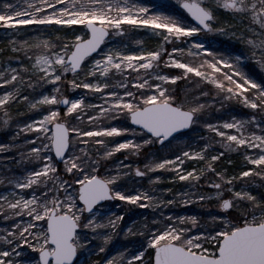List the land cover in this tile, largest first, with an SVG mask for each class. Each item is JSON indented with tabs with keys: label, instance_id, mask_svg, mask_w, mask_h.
Wrapping results in <instances>:
<instances>
[{
	"label": "snow or ice",
	"instance_id": "snow-or-ice-1",
	"mask_svg": "<svg viewBox=\"0 0 264 264\" xmlns=\"http://www.w3.org/2000/svg\"><path fill=\"white\" fill-rule=\"evenodd\" d=\"M176 4L0 0L16 54L0 62V126L16 124L0 142V220L10 222L0 223V264H264V78L245 71L248 60L264 68V0ZM26 25L35 28L22 37ZM130 29L156 45L114 39ZM203 31L239 33L247 54L217 50ZM22 103L35 115L13 121ZM228 153L243 158L238 171L217 164ZM161 170L172 175H149ZM145 177L184 183L146 189ZM194 203L219 211L172 210ZM133 205L151 219L120 227ZM119 235L142 239L113 244Z\"/></svg>",
	"mask_w": 264,
	"mask_h": 264
},
{
	"label": "rangeland",
	"instance_id": "rangeland-1",
	"mask_svg": "<svg viewBox=\"0 0 264 264\" xmlns=\"http://www.w3.org/2000/svg\"><path fill=\"white\" fill-rule=\"evenodd\" d=\"M142 2L151 3L154 5L155 10L165 12V13H169V12L174 13L177 10V8L179 7V5L176 4V0H142ZM21 27H23L27 30L26 32L21 33L22 37L28 36L31 33V31L35 28L34 25H26V26H21ZM238 27L243 29L244 26L238 25ZM197 38L200 40H204L206 43L210 44L212 47L216 48L217 50L224 52L225 54H228V53L235 54L239 51H243L245 54H247V46L243 42L240 41L239 33L237 34L236 37H227V36H223V35H220L217 33L203 31V32L198 34ZM114 39L117 41L123 39V42L128 46L129 49H137L140 47H145V48L154 47L157 43L158 37L155 36L154 34L146 32L144 30L133 31L130 29L128 34L125 37H123V38L115 37ZM0 49H3L2 53H4V52L7 53V56H5V58L4 57L2 58V53H0V62L7 61L9 59V57H13L14 55H16L15 53H12L10 50V45L8 43V37L5 36V30L3 28H0ZM12 62H13V64H15V60H13ZM25 62L27 63V61H25ZM245 65H246L245 71L248 70L250 75H253V73L249 71L248 67L252 68L253 70H254V68H256L258 71L264 73V68H262L258 63H256L255 60H248L245 62ZM166 71H167V69H166ZM255 78L258 79L259 76H258V78L257 77H255ZM118 80H119V77H115L112 79L111 83L113 85H115V84H117ZM48 87L50 88L51 85H48ZM64 91H65V94L69 95L70 97H77L79 95H86L87 100H89V101L95 100L94 96L88 94V90H84V89L72 90L71 87L68 86L66 89H64ZM17 107H19V109H20L19 112H17ZM244 112H248V110L245 109ZM244 112L237 110V113H233V114H239V113H244ZM2 115H3L2 112H0V116H2ZM10 115L12 116L13 121H25L29 116L35 115V113L27 111L24 108V105L22 103L21 105L13 107L11 109ZM220 115H221L220 113H217V115L215 114L212 118H216ZM0 124H2V120H0ZM15 131H16V124L14 122L9 127L0 126V142H10L13 139V133ZM33 134L34 133L22 134L19 137V139L23 140L25 135L31 136ZM201 134H203V133H201ZM185 142L190 143L191 141L187 140V138H185ZM28 146L29 145H21L20 147L26 148ZM217 147L219 148V145H217ZM156 150H157L156 148L151 149V151H153V152H155ZM160 155L161 156L170 155V152L168 150H162ZM116 156L123 159V156L121 153H117ZM234 157L237 159V164H238L237 170H239V166L242 163L243 158L239 154H236V153L233 156V158ZM129 159H132V160L139 159V160L143 161L144 156L143 155L140 157L130 156ZM196 164H197V161H195V160H190V161L186 162V166H189V167L196 166ZM13 170L17 171V172L22 171V169L19 167V165H16V164H13ZM237 170H235V171H237ZM149 175L150 176L162 175L164 177H168V176L172 175V173L161 170V171L156 172V173H150ZM142 183L146 189H151L154 186L157 189L167 188V187H173L175 189V188H179L180 184L184 183V182H179V183L173 185L171 182H169L167 179H165L161 182H157L155 185H151L148 183V177H145L142 180ZM5 191H6L5 186L0 185V193H3ZM24 191L27 192L30 190H24ZM165 195H167V194H165ZM119 203L122 205L124 204V202H119ZM198 204L199 203H194L192 205H188L186 208H174L172 210L175 212H187L188 214H195V213L203 214V213L208 212V211H212V212L219 211V209L216 208L214 203L212 204V206L210 208L204 207L203 209H199ZM113 210L120 211V209H113ZM149 213H150L149 209H141V208H138L135 205H133L131 210L125 216V220H124V222L121 223L120 227H125V225H131L133 221H135L137 224H140L143 222V216H145V215H147L148 218L151 219V216ZM0 223H10V222H5V221L0 220ZM117 231H119V229ZM138 239H142V237L133 236V235H128L127 237H125L123 235H119V236H115L113 238L112 243L116 244L117 242H119L120 244L129 245V243L131 241H135ZM109 247H111V245H109Z\"/></svg>",
	"mask_w": 264,
	"mask_h": 264
},
{
	"label": "trees",
	"instance_id": "trees-1",
	"mask_svg": "<svg viewBox=\"0 0 264 264\" xmlns=\"http://www.w3.org/2000/svg\"><path fill=\"white\" fill-rule=\"evenodd\" d=\"M5 56H7V53H2V58L4 57L5 58ZM248 69H249V71L250 72H252L253 73V75L255 76V77H257L258 78V76H259V78H258V80L259 79H261V78H264L263 76H264V73H262V72H260V71H258L256 68H254V70L252 69V68H250V67H248ZM247 70V69H246ZM248 71V70H247ZM263 75V76H262ZM178 84H180L181 86L183 85V82L182 81H178L177 82ZM234 107H236L237 108V110H240L241 112H244V110L245 109H242V108H240L238 105H234ZM246 110H248V109H246ZM249 111H251V110H248V112ZM244 113H246V112H244ZM217 115V113H214V115ZM221 150H223V149H221ZM235 155V153H228L225 157H223V158H221V160L220 161H218L217 162V164L219 165V167H221V168H228L230 171H235V170H237V159L234 157L233 158V156ZM229 158H231L232 160H234V164H228L227 163V160L229 159ZM238 171V170H237ZM172 186V185H171ZM198 208L199 209H203L201 206H200V204H198ZM210 208V207H209ZM208 208V209H209ZM207 209V208H206Z\"/></svg>",
	"mask_w": 264,
	"mask_h": 264
}]
</instances>
